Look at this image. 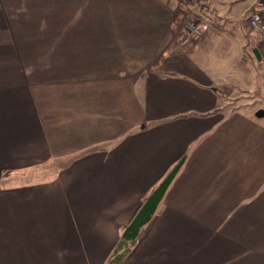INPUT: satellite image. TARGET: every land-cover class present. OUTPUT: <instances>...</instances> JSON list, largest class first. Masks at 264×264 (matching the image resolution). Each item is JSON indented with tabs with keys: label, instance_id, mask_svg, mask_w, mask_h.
I'll return each mask as SVG.
<instances>
[{
	"label": "crops",
	"instance_id": "1",
	"mask_svg": "<svg viewBox=\"0 0 264 264\" xmlns=\"http://www.w3.org/2000/svg\"><path fill=\"white\" fill-rule=\"evenodd\" d=\"M253 9L264 0H0V264H106L182 157L119 264H264ZM208 15L197 43L179 39Z\"/></svg>",
	"mask_w": 264,
	"mask_h": 264
},
{
	"label": "trees",
	"instance_id": "2",
	"mask_svg": "<svg viewBox=\"0 0 264 264\" xmlns=\"http://www.w3.org/2000/svg\"><path fill=\"white\" fill-rule=\"evenodd\" d=\"M208 18H210L209 29L211 27H215L216 23L212 21H216L217 19L219 20V17L216 15H208ZM184 158L185 157H182L178 162H176L161 178V180L157 182L141 199L129 221L122 227L120 240L114 247L106 264H119L136 245L142 229L148 225V223H150L155 216L159 204L169 184L182 166Z\"/></svg>",
	"mask_w": 264,
	"mask_h": 264
},
{
	"label": "built area",
	"instance_id": "3",
	"mask_svg": "<svg viewBox=\"0 0 264 264\" xmlns=\"http://www.w3.org/2000/svg\"><path fill=\"white\" fill-rule=\"evenodd\" d=\"M248 28L258 35L259 45L264 49V15L259 10H251L246 18ZM210 20L204 17H195L186 23L184 30L179 34V39L185 42L197 43L202 35L208 31Z\"/></svg>",
	"mask_w": 264,
	"mask_h": 264
},
{
	"label": "rangeland",
	"instance_id": "4",
	"mask_svg": "<svg viewBox=\"0 0 264 264\" xmlns=\"http://www.w3.org/2000/svg\"><path fill=\"white\" fill-rule=\"evenodd\" d=\"M258 6V8H260L259 7V5H257ZM195 17H193V18H191V20H193ZM190 21V20H189ZM250 30V29H249ZM182 34L183 35H186L185 33H186V30H184V29H182ZM259 49H260V52H261V54H264V50L262 49V47L261 46H259ZM254 65V64H253ZM253 79V78H252ZM251 79V80H252ZM243 82V81H242ZM252 83H253V85H251V86H249V89H251V90H253L254 88H258V83H255V82H253V80H252ZM239 92H241L240 90H239ZM231 97H237V96H231ZM252 101H253V99L252 98H250V97H248V96H246V97H240L239 99H237L236 98V100H235V102H241V103H243V102H247V103H252ZM263 104H264V102H263Z\"/></svg>",
	"mask_w": 264,
	"mask_h": 264
},
{
	"label": "water",
	"instance_id": "5",
	"mask_svg": "<svg viewBox=\"0 0 264 264\" xmlns=\"http://www.w3.org/2000/svg\"><path fill=\"white\" fill-rule=\"evenodd\" d=\"M253 53L258 59H260V55H259L258 49H256V48L253 49ZM260 114L264 115V111H260Z\"/></svg>",
	"mask_w": 264,
	"mask_h": 264
}]
</instances>
